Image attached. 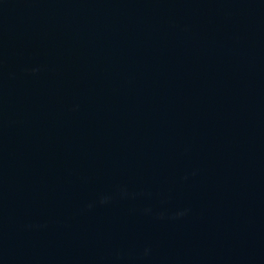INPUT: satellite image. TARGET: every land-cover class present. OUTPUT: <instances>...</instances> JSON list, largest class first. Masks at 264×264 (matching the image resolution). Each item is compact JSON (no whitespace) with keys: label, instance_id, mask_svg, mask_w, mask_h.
I'll list each match as a JSON object with an SVG mask.
<instances>
[{"label":"water","instance_id":"obj_1","mask_svg":"<svg viewBox=\"0 0 264 264\" xmlns=\"http://www.w3.org/2000/svg\"><path fill=\"white\" fill-rule=\"evenodd\" d=\"M0 264H264V0H0Z\"/></svg>","mask_w":264,"mask_h":264}]
</instances>
